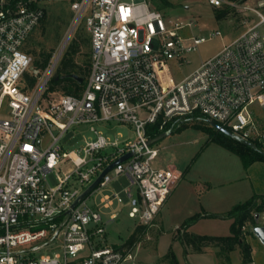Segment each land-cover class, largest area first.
I'll return each mask as SVG.
<instances>
[{"label":"built area","instance_id":"obj_1","mask_svg":"<svg viewBox=\"0 0 264 264\" xmlns=\"http://www.w3.org/2000/svg\"><path fill=\"white\" fill-rule=\"evenodd\" d=\"M49 1L0 0V264H135L131 249L94 245L104 222L89 198L127 177L136 188L135 196L126 192L127 217L152 223L179 176L152 166L158 150L148 130L168 136L182 121L200 117L240 140L264 139L256 121L264 115V0L257 8L207 0L216 9L242 7L258 21L175 83L164 78L168 64L205 38L181 37L184 26L166 22L145 0H73L74 25L82 22L89 35V72L79 95L57 100L44 94L64 47L34 74L31 90L24 79L33 67L25 47ZM111 125L131 130L133 140L107 136L103 128ZM73 126H85L81 142L60 153L58 143ZM129 153L71 210L106 168ZM52 173L54 186L47 181ZM107 199L121 201L117 194ZM46 249L50 255L36 256Z\"/></svg>","mask_w":264,"mask_h":264},{"label":"rangeland","instance_id":"obj_2","mask_svg":"<svg viewBox=\"0 0 264 264\" xmlns=\"http://www.w3.org/2000/svg\"><path fill=\"white\" fill-rule=\"evenodd\" d=\"M145 1L151 9L160 12L166 22L181 23L184 26L178 32L181 37L206 39L194 51L184 54L180 61L174 60L168 64V72L164 74V78L170 83L178 82L190 75L199 67L201 62L216 55L246 28L258 21L254 13L249 10H243L241 9L242 7L240 10L229 9L225 6L221 9H216L208 5L207 0ZM232 1L241 6L257 8L258 3L263 0ZM70 4V0H50L47 2L44 17L38 27L32 32L27 46L32 51L31 57L34 61L39 60V53L44 52L52 55L61 47H64L62 57H69L71 55L68 48L71 44H74L76 53L72 56V59L79 69L87 71L90 58L89 35L82 22L74 25V15L70 9ZM259 11L264 14V8L259 9ZM187 24L190 25L187 26ZM259 31L263 33L264 26H261ZM215 33H218V35L209 40L207 39L211 34ZM67 38L68 40L66 41ZM60 61L54 69L52 78L63 79L65 76L60 67ZM34 74L36 72L31 67L27 75L31 77ZM78 75V72L72 73L70 78L79 80L78 78L81 79V77ZM87 76L82 83V90L86 85ZM48 87L49 85L47 84L46 90ZM47 92L49 91L47 90ZM62 96L66 95H63L62 92H53L51 94L48 93L47 98L57 100ZM207 121L208 119L200 117L182 121L180 128L174 129L168 136L156 142L153 147L158 149L159 154L154 162L155 165H170L180 171L194 166L195 178L202 182L215 181L214 178L218 172L225 168L234 170V165L230 161L234 157L221 146L211 143L209 140V134L213 133L215 129ZM256 121L260 133L264 134V115L259 112ZM111 127H114V129L108 134L106 132L109 137H113L114 130V133L121 135V140H133L134 136L126 128H116L118 127L116 125L106 128L110 129ZM84 131L85 126L71 127L58 143L60 153H67L73 150L81 142ZM103 132L105 133V128H103ZM252 144L264 153V139L255 141ZM235 160L237 166L239 162L237 159ZM67 169L68 166H65L61 172L57 171V173L62 174ZM262 178H264V170L261 172L256 168L251 171L250 179L253 183L260 182L259 180ZM47 181L51 186H54L56 184V175L54 173L50 174L47 177ZM109 194L108 189H106L95 197L91 195L89 202H94L99 206L100 196ZM133 194L134 196L136 195L135 192ZM117 206L118 203L115 201L112 209H116ZM258 215L259 217L255 219V224L253 225L251 222L245 223V231H242L241 242L248 246L251 251L249 264H264V245L252 233L254 227L264 226V213ZM137 225V221L127 217L125 209L119 214L115 222L104 223V234L100 237L96 236L93 243L96 246H121L130 237ZM165 229L166 231L164 232L157 225L154 229L149 228V225L146 226V230L140 235L138 242L131 249L135 256V264H189L186 257L187 252L178 241V237L181 235L180 231L172 232L171 229ZM39 255H50V252L46 249L36 256ZM219 258V264H244V258L240 251L236 255L235 252L228 254L221 250ZM215 263L218 264V260H215Z\"/></svg>","mask_w":264,"mask_h":264},{"label":"crops","instance_id":"obj_3","mask_svg":"<svg viewBox=\"0 0 264 264\" xmlns=\"http://www.w3.org/2000/svg\"><path fill=\"white\" fill-rule=\"evenodd\" d=\"M119 127L121 126L116 128ZM112 129H114V127H111L110 129L105 128V134L106 132L107 134L110 133ZM126 129L133 135L131 130L128 128ZM112 136V139L115 138L119 141H127V139L121 140V135L114 133V130ZM225 151L234 157V159L231 158L230 161L233 163L235 169L230 170L229 168H225L224 170L219 171L213 182H202L197 180L193 170L194 166L185 169L184 171H180L170 165H155L154 162L158 158L157 156L153 161L152 166L156 169L171 170L174 172L175 176H179V178L173 184L165 203L149 225V228L154 229L157 225L161 227L164 232L166 231L165 228H168V230L171 229L172 232H175L176 230H179L187 218L196 214L206 213L212 215H224L232 208V206L243 203L254 195L264 196V178L259 180L260 182L258 183H253L250 179V174L253 169L258 168L261 172L264 170V162H254L245 169L238 156L227 150ZM235 159L239 162L237 166ZM106 189H108L110 194L100 196L99 206L94 202H91L100 209L102 220L105 224L115 222L119 214L123 210H127L126 192H130L131 194H133V192L136 193V188L132 186L129 178L124 176L113 180L104 190ZM104 190L94 193V197L97 194H101ZM112 194H117L121 201L118 202L117 199L108 200L107 198H110ZM115 201L118 203V206L116 209H112ZM231 225L232 221L228 219L203 218L191 225L187 229V232L200 236L227 237L230 235ZM185 250L187 252L186 257L189 264H216L215 260H218L219 264L221 250L217 247L204 248L200 253H193L188 248ZM238 251V249H234L228 254L235 252L236 255H238Z\"/></svg>","mask_w":264,"mask_h":264},{"label":"trees","instance_id":"obj_4","mask_svg":"<svg viewBox=\"0 0 264 264\" xmlns=\"http://www.w3.org/2000/svg\"><path fill=\"white\" fill-rule=\"evenodd\" d=\"M73 0H70L72 2ZM75 40V39H74ZM28 43V42H27ZM29 46L26 45V52L31 55L32 51L29 50ZM69 57H62L60 61V67L62 72L65 74L63 79L54 77L48 83V91H45L44 96L47 97L48 93L62 92L63 95H74L77 96L82 92V83L88 75L89 68L87 71H82L74 63L72 56L76 53L74 44H71L68 48ZM39 60L33 61V69L35 72H41L44 70L49 62L51 54L41 52L38 54ZM78 68V71H77ZM78 72L79 80L70 78V74ZM26 82V90H31L36 85V78L33 76L29 77L27 74L24 76ZM221 126L220 124H218ZM222 127V126H221ZM226 129L225 127H222ZM211 129V128H210ZM213 131V130H212ZM209 132V130H208ZM148 134L151 139H156L161 133H158L156 129L148 130ZM209 140L211 143H215L221 146L223 149L235 154L241 160V163L245 169L254 162H264V153L254 145V147L246 146L240 141L227 137L221 132L215 130L209 134ZM264 213V196L254 195L243 203L236 204L224 215H212V214H196L190 218H187L179 231L181 235L178 237V241L186 249L188 248L193 253H200L202 249L207 247H217L220 250L229 253L234 249H238L243 255L244 264L250 262V249L248 246L242 244V227L247 222L255 224V214ZM203 218L209 219H228L232 221L230 235L227 237H213V236H200L187 232V229L196 223L198 220ZM146 230V226L137 225L130 237L124 242L123 245L118 246L120 248H127L128 250L138 242L140 235Z\"/></svg>","mask_w":264,"mask_h":264},{"label":"water","instance_id":"obj_5","mask_svg":"<svg viewBox=\"0 0 264 264\" xmlns=\"http://www.w3.org/2000/svg\"><path fill=\"white\" fill-rule=\"evenodd\" d=\"M207 123L214 128L215 130L221 132L222 134L226 135L227 137L230 138H234L238 141H240L241 143H243L246 146H250V147H254V145L250 142L244 141V140H240L238 138H236L235 136L232 135L231 132H229L228 130L222 128L221 126H219L218 124L208 120ZM166 135L165 134H161L160 136H158L155 140H153L152 142H150V144H155L156 142L162 140L163 138H165ZM131 156V153L125 155L124 157L120 158L119 160H117L116 162H114L113 164H111L108 168L105 169V171L77 198V200H75V202L72 204L71 206V210L78 204L79 201L85 199L87 196H89L98 186L99 182L101 181V179L103 178V176L108 173L111 169H113L115 166H117L119 163L125 161L126 159H128ZM70 214V211L67 212V215ZM259 215L256 214L255 219H258ZM252 233L253 235H255L260 242L264 245V226H256L252 229Z\"/></svg>","mask_w":264,"mask_h":264},{"label":"bare ground","instance_id":"obj_6","mask_svg":"<svg viewBox=\"0 0 264 264\" xmlns=\"http://www.w3.org/2000/svg\"><path fill=\"white\" fill-rule=\"evenodd\" d=\"M70 33H71V31H70ZM69 36H70V34H69ZM69 36H68V38H69ZM68 38L66 39V41L68 40Z\"/></svg>","mask_w":264,"mask_h":264}]
</instances>
